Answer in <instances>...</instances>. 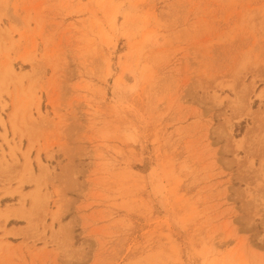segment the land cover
<instances>
[{"label": "rangeland", "instance_id": "374dc122", "mask_svg": "<svg viewBox=\"0 0 264 264\" xmlns=\"http://www.w3.org/2000/svg\"><path fill=\"white\" fill-rule=\"evenodd\" d=\"M12 261L264 264V0H0Z\"/></svg>", "mask_w": 264, "mask_h": 264}, {"label": "crops", "instance_id": "0c3cea01", "mask_svg": "<svg viewBox=\"0 0 264 264\" xmlns=\"http://www.w3.org/2000/svg\"><path fill=\"white\" fill-rule=\"evenodd\" d=\"M9 238H15V237L10 236V235H5V236H3V239H2L1 242L7 244L6 246H3V247L6 248V250L10 252L14 248L15 244L12 243L9 240ZM2 251H3V249H2ZM10 264H19V263L15 262V261H12Z\"/></svg>", "mask_w": 264, "mask_h": 264}, {"label": "bare ground", "instance_id": "6f19581e", "mask_svg": "<svg viewBox=\"0 0 264 264\" xmlns=\"http://www.w3.org/2000/svg\"><path fill=\"white\" fill-rule=\"evenodd\" d=\"M15 109H16V108H15ZM17 110H18V109H17ZM17 110H15V111L18 112ZM12 117H13V118L15 117V112L12 113ZM12 117H11V118H12ZM12 122H13V120H12ZM246 134H247V133H246ZM247 135H248V134H247ZM2 216H3V215H2ZM6 218H7V216H6Z\"/></svg>", "mask_w": 264, "mask_h": 264}]
</instances>
